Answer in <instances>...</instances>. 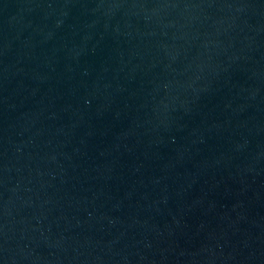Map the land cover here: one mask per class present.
I'll return each mask as SVG.
<instances>
[{"label": "water", "instance_id": "water-1", "mask_svg": "<svg viewBox=\"0 0 264 264\" xmlns=\"http://www.w3.org/2000/svg\"><path fill=\"white\" fill-rule=\"evenodd\" d=\"M0 264H264V0H0Z\"/></svg>", "mask_w": 264, "mask_h": 264}]
</instances>
